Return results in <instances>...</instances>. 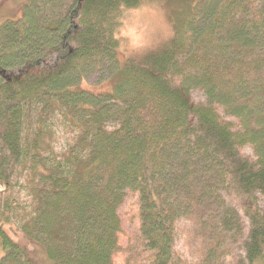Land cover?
Wrapping results in <instances>:
<instances>
[{"label": "trees", "instance_id": "trees-1", "mask_svg": "<svg viewBox=\"0 0 264 264\" xmlns=\"http://www.w3.org/2000/svg\"><path fill=\"white\" fill-rule=\"evenodd\" d=\"M163 2L173 34L119 61L126 12ZM17 9L0 18V264H114L126 193L140 258L127 264H264V0ZM91 69L112 87L82 86ZM180 219L191 259L175 250Z\"/></svg>", "mask_w": 264, "mask_h": 264}, {"label": "rangeland", "instance_id": "rangeland-1", "mask_svg": "<svg viewBox=\"0 0 264 264\" xmlns=\"http://www.w3.org/2000/svg\"><path fill=\"white\" fill-rule=\"evenodd\" d=\"M19 0H0V18L2 14L11 15L17 13V2ZM174 3H156L136 10H129L123 19L122 25L117 32L120 46L117 51L119 61L127 57H140L144 53L162 46L173 34V9ZM8 19H14L7 17ZM6 19V18H5ZM4 21H0V24ZM105 73L99 69H91L86 75V81L82 86L93 89L96 92L108 90L112 87L113 79H105ZM103 75V76H102ZM194 93V99L198 97ZM61 130L58 131L59 135ZM63 138V137H62ZM64 140L62 141V143ZM23 195L22 191L19 192ZM19 194V195H20ZM135 197L126 193L124 202L118 207V216L121 221V233L119 234V250L114 256V264H127L126 259L131 256L135 258V263L139 261L138 253V219L136 216ZM179 236L175 242V250L184 258L191 259V254L197 248L193 243L190 234V222L180 219L177 222ZM14 241L19 245L23 242L31 243L30 240L21 232L14 233ZM32 244V243H31ZM42 256V255H41ZM43 257V256H42ZM43 262L51 264V261L44 252Z\"/></svg>", "mask_w": 264, "mask_h": 264}]
</instances>
